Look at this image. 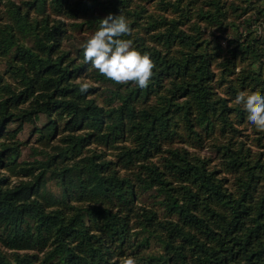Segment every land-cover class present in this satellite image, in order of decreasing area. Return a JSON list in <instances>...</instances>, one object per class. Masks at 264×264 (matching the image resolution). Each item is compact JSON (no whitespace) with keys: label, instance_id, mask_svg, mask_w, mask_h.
Wrapping results in <instances>:
<instances>
[{"label":"trees","instance_id":"trees-1","mask_svg":"<svg viewBox=\"0 0 264 264\" xmlns=\"http://www.w3.org/2000/svg\"><path fill=\"white\" fill-rule=\"evenodd\" d=\"M109 13L147 88L84 62ZM257 90L264 0H0V264H264Z\"/></svg>","mask_w":264,"mask_h":264},{"label":"clouds","instance_id":"clouds-1","mask_svg":"<svg viewBox=\"0 0 264 264\" xmlns=\"http://www.w3.org/2000/svg\"><path fill=\"white\" fill-rule=\"evenodd\" d=\"M130 21L123 15L109 13L100 19L97 30L82 44L83 60L103 77L118 85L135 84L144 89L151 83L156 67L150 53L141 52L134 46ZM79 83V91L86 93L92 85ZM235 104L243 107L247 121L257 131L264 132V92L241 91L235 97ZM122 264H138L128 256Z\"/></svg>","mask_w":264,"mask_h":264}]
</instances>
